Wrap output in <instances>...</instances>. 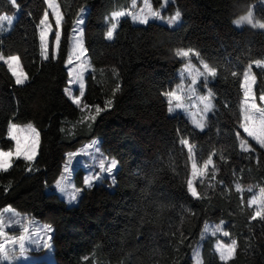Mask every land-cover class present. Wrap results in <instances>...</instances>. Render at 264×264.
Returning <instances> with one entry per match:
<instances>
[{"label": "trees", "instance_id": "obj_1", "mask_svg": "<svg viewBox=\"0 0 264 264\" xmlns=\"http://www.w3.org/2000/svg\"><path fill=\"white\" fill-rule=\"evenodd\" d=\"M56 1L63 16L58 50L55 56L53 32L44 59L39 25L47 0H0V16L19 12L0 35V56H18L27 75L18 84L0 59V149L15 146L8 137L11 123L32 125L40 135L34 161L19 157L0 170V213L10 206L51 226L56 264H194L205 225L220 221L235 240L234 254L221 260L215 238H205L200 264H264V213L256 216L249 204V188L264 193V144L248 139L250 150L240 146L247 139L244 74L255 61L264 62V29L234 24L261 0H170L165 12L180 10V26L134 24L124 17L112 40L107 18L133 0ZM163 1L151 0L156 9ZM84 6L89 11L82 39L93 71L76 105L67 92L66 61ZM254 17L264 22V7L257 5ZM180 49L195 50L216 72L210 82L216 108L203 131L168 110L167 93L184 63ZM253 71L260 97L264 69ZM95 139L118 161L116 184L85 188L77 205L69 206L47 188L60 177L68 153ZM183 140L195 147L198 163L212 159L215 165L213 174L196 181L197 196L189 186L193 155ZM76 183L84 186L82 168Z\"/></svg>", "mask_w": 264, "mask_h": 264}, {"label": "rangeland", "instance_id": "obj_2", "mask_svg": "<svg viewBox=\"0 0 264 264\" xmlns=\"http://www.w3.org/2000/svg\"><path fill=\"white\" fill-rule=\"evenodd\" d=\"M13 1L15 2L16 0ZM169 1L164 0L162 6L156 9L153 7L151 0H133L130 8L111 13L107 18V39H114L118 21L124 17H129L134 24L144 25L149 21L155 20L172 28L180 26L182 23L180 10L171 14L165 12ZM257 5L264 7V0L258 2ZM257 5H254L247 14L236 19L234 21L235 26L242 28L244 25H248L255 29L263 30L264 22L258 21L254 17ZM47 6L48 12L39 25L41 53L44 59H47L50 55V39L53 32L56 33L54 55L56 56L57 54L63 20L56 0H47ZM88 11L89 6H84L77 15L66 61L69 73L67 92L76 105L80 104V98L85 93L86 77L93 71L82 39V28ZM18 14L19 12H16L13 16L7 14L0 16V35L12 28ZM49 14L53 16L57 25L56 29L51 23ZM109 33L112 34L111 37H109ZM178 55L183 59L184 63L177 72L176 85L167 93L168 110L171 115L183 113L196 128L203 131L207 128L209 117L214 114L216 108L214 93L210 86V82L214 80L216 72L206 62L200 60L197 52L193 49H180ZM0 59L7 64L18 84L25 83L27 75L21 67L18 56H0ZM253 68L264 69V62L255 61L246 69L244 74L242 128L247 139H241L240 146L245 150L251 149L248 139L258 145L264 144V93L260 97L255 95L257 81ZM24 133H29V135L26 136ZM9 138L15 140L16 145L19 139L20 142L34 145L35 148L39 140L36 129L32 125L28 124L25 126L15 123L11 124ZM183 143L193 155L189 186L191 193L197 196L196 181L203 180L208 174H213L215 165L212 159L205 163H198L195 157V147L190 145L187 140H183ZM16 145L11 150L0 149V152H14L16 151ZM101 161H103L105 166L103 172L100 170ZM112 161L116 162V167L109 173L107 168L111 167ZM80 168L84 170V180L89 177H99V179L93 180L92 186L102 182L109 189L114 188L116 173L119 168L118 161L105 155L99 147V139H95L78 150L68 153L66 162L63 165V171L57 180L62 181L66 191L62 192L59 190L57 181L52 188H47V191L57 192L60 198L69 206L77 205L84 189L89 188L85 184L83 187H78L76 183V173ZM236 188L240 192L244 191L239 182L236 183ZM76 189L80 191L76 199L71 200V193ZM249 191L251 192L250 206L253 207L256 216H262L264 213V193L259 187L249 188ZM52 232L53 228L51 226L38 219L19 213L10 206L5 207L0 213V264H35L39 261H45L47 264H56L53 254V243L51 239L49 240ZM209 237L215 238V251L221 260L226 261L233 256L235 240L229 234L225 221L207 223L203 229L200 243ZM200 243L194 252V264L201 263Z\"/></svg>", "mask_w": 264, "mask_h": 264}, {"label": "snow or ice", "instance_id": "obj_3", "mask_svg": "<svg viewBox=\"0 0 264 264\" xmlns=\"http://www.w3.org/2000/svg\"><path fill=\"white\" fill-rule=\"evenodd\" d=\"M109 37H111V33L108 34ZM95 116L92 117L93 120H95ZM24 135H29V133H24ZM38 154V150L35 148L34 145H29L28 143L20 142L19 139L17 140V145H16V151L14 152H0V170H7L14 158L17 157H23L28 161H32L36 158V155ZM116 167V162L112 161L111 167L107 168V171L109 173L112 172L113 168ZM100 170L103 172L105 170V166L103 161L100 162ZM67 171V169H65ZM95 179H99V177H89L88 179L84 180V184L87 187H92V182ZM57 187L59 188L60 191L65 192L66 188L62 185V181H57ZM80 190L76 189L71 193V200H75L78 192ZM51 237H49V240Z\"/></svg>", "mask_w": 264, "mask_h": 264}, {"label": "crops", "instance_id": "obj_4", "mask_svg": "<svg viewBox=\"0 0 264 264\" xmlns=\"http://www.w3.org/2000/svg\"><path fill=\"white\" fill-rule=\"evenodd\" d=\"M14 2V1H13ZM15 3V2H14ZM9 31V30H8ZM3 34V33H2ZM26 81H27V79H26ZM25 81V82H26ZM12 124V123H11ZM11 124L9 125V129H8V137H9V132H10V127H11ZM26 126V125H25ZM33 132V131H32ZM36 132H37V134H38V137H39V140L37 141V145H36V149L39 151V143H40V135H39V131L36 129ZM30 134H31V131H30ZM13 140V139H12ZM14 142H15V140H14ZM28 142H29V140H28ZM15 145H16V142H15ZM38 155V154H37ZM37 155H36V157H37ZM36 159V158H35ZM34 159V160H35ZM34 160H32V161H34ZM12 165V164H11Z\"/></svg>", "mask_w": 264, "mask_h": 264}]
</instances>
